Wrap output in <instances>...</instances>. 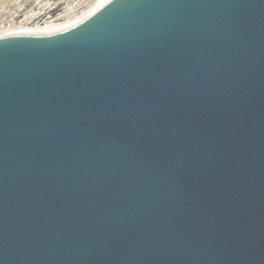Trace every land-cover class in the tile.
<instances>
[{"label":"water","instance_id":"1","mask_svg":"<svg viewBox=\"0 0 264 264\" xmlns=\"http://www.w3.org/2000/svg\"><path fill=\"white\" fill-rule=\"evenodd\" d=\"M0 264H264V0L0 36Z\"/></svg>","mask_w":264,"mask_h":264},{"label":"rangeland","instance_id":"2","mask_svg":"<svg viewBox=\"0 0 264 264\" xmlns=\"http://www.w3.org/2000/svg\"><path fill=\"white\" fill-rule=\"evenodd\" d=\"M0 0V35L20 27H32L38 11L59 8L49 21L63 23L88 10L95 0ZM38 3V4H36Z\"/></svg>","mask_w":264,"mask_h":264},{"label":"bare ground","instance_id":"3","mask_svg":"<svg viewBox=\"0 0 264 264\" xmlns=\"http://www.w3.org/2000/svg\"><path fill=\"white\" fill-rule=\"evenodd\" d=\"M107 1L109 0H95L88 10L84 11L81 15L75 17L73 20H68L63 23H55L53 20H45L42 23H33L32 27H20L16 30L6 32L0 36L15 34L43 35L58 32L80 23L92 13H94L97 9H99L102 5H104Z\"/></svg>","mask_w":264,"mask_h":264},{"label":"flooded vegetation","instance_id":"4","mask_svg":"<svg viewBox=\"0 0 264 264\" xmlns=\"http://www.w3.org/2000/svg\"><path fill=\"white\" fill-rule=\"evenodd\" d=\"M44 2V0H39L38 3H42ZM51 2H53V0H51ZM36 3V4H38ZM59 10V8H51V9H48L47 11H38V15H37V18H36V22L38 23H42L44 22L45 20H48V19H51L52 18V15H55Z\"/></svg>","mask_w":264,"mask_h":264}]
</instances>
